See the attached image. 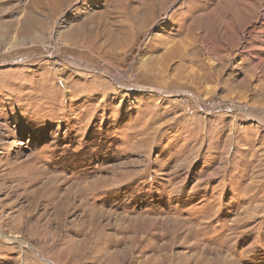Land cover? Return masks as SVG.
I'll list each match as a JSON object with an SVG mask.
<instances>
[{
  "label": "rangeland",
  "instance_id": "374dc122",
  "mask_svg": "<svg viewBox=\"0 0 264 264\" xmlns=\"http://www.w3.org/2000/svg\"><path fill=\"white\" fill-rule=\"evenodd\" d=\"M119 3L0 0V264H264V0Z\"/></svg>",
  "mask_w": 264,
  "mask_h": 264
},
{
  "label": "bare ground",
  "instance_id": "6f19581e",
  "mask_svg": "<svg viewBox=\"0 0 264 264\" xmlns=\"http://www.w3.org/2000/svg\"><path fill=\"white\" fill-rule=\"evenodd\" d=\"M120 2L121 3H119V5H122V4H127V0H120ZM128 5V4H127ZM130 6V5H129ZM142 6V5H141ZM131 9H132V11H134L135 13H137V7H131ZM129 10H130V8H129ZM126 14V13H125ZM133 16H135V15H133ZM125 18H127V16L125 17ZM134 19H133V17H132V19H131V21L130 20H128V19H124L123 20V28H125V29H127V30H131L132 29V21H133ZM123 30V29H122ZM125 31V30H124ZM132 31V30H131ZM122 46V45H121ZM122 51H124L123 49H122ZM125 52V51H124ZM154 60V59H153ZM118 76V78L119 77H121L119 74H117ZM114 76V75H113ZM130 88H133V87H130ZM134 88H137V89H141V88H144V86H134ZM145 89V88H144ZM78 192V191H77ZM77 202V201H76ZM100 219V218H99ZM96 238V237H95ZM51 264H53V262H50ZM55 264V263H54Z\"/></svg>",
  "mask_w": 264,
  "mask_h": 264
}]
</instances>
